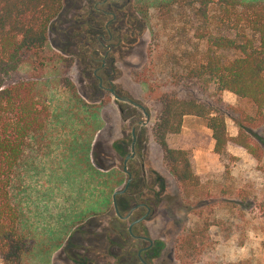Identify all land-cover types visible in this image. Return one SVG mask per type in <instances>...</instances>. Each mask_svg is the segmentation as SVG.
Masks as SVG:
<instances>
[{
    "label": "rangeland",
    "instance_id": "rangeland-1",
    "mask_svg": "<svg viewBox=\"0 0 264 264\" xmlns=\"http://www.w3.org/2000/svg\"><path fill=\"white\" fill-rule=\"evenodd\" d=\"M95 1L64 0L49 28L42 65L38 70L30 63L20 66L23 78L36 80L49 111L44 136L27 150L16 179L24 224L41 239L40 248L27 257L28 264H135L137 249L147 244L127 230L144 210L121 221L113 206L112 193L121 188L114 175L121 168L107 167L111 162L118 165L122 155L113 145L143 112L121 105L97 87L89 52L96 35L103 32L96 25L107 17L88 16ZM165 1L169 0H130L134 18L118 28L124 45L116 56L113 81L150 115L139 127L141 140L131 164L128 198L152 204L153 214L137 227L143 233H132L152 240L145 253L150 264H264V110L230 91L221 93L226 103L252 118L249 133L252 144L259 146V158L234 142L220 157L206 121L185 116L180 132L169 135L166 144L187 153L194 175L189 184L177 183L151 134L154 96L164 87L156 80L151 94L136 79L137 72L147 68L164 74L166 55L179 56L182 49L195 60V38L185 46L183 36L203 33L200 16L192 9L181 5L173 15L163 6ZM127 8L123 3L122 10ZM113 27L111 32L117 33ZM120 106L126 120L120 118ZM101 115L108 126L99 138L98 129L104 126ZM108 128L114 130L112 137ZM226 130L230 136L238 134L231 118H226ZM116 199L119 213L126 214L131 203L119 204ZM187 233L191 241L184 243ZM178 239L182 244L177 247Z\"/></svg>",
    "mask_w": 264,
    "mask_h": 264
},
{
    "label": "trees",
    "instance_id": "trees-1",
    "mask_svg": "<svg viewBox=\"0 0 264 264\" xmlns=\"http://www.w3.org/2000/svg\"><path fill=\"white\" fill-rule=\"evenodd\" d=\"M63 5L64 0H0L2 264H28L27 257L41 246L39 233L24 224L22 207L16 200L19 192L16 179L20 178L27 150H33L32 144L44 134L49 111L38 94L36 80L23 78L19 71L24 63L37 70L42 65L49 28ZM181 5L200 16L201 36H183L185 46L195 38L197 58L192 60L193 54L183 49L179 56L168 53L164 60L168 69L164 74L141 68L136 79L146 84L151 94L156 80L164 87L154 96L151 134L177 183L189 184L194 175L187 153L170 149L166 144L169 135L180 132L185 116H198L206 121L215 142L214 151L220 157L229 142L257 158L260 156L259 146L252 144L250 138L248 126H254L252 118L226 103L221 93L230 91L256 109L264 110V0H169L163 4L173 15ZM227 52L231 56L226 57ZM226 118H231L238 127L236 136L227 133ZM114 176L118 180L116 186L122 188L126 177L123 170ZM116 219L121 220L117 215ZM190 237L185 234L183 242L189 243ZM176 244L178 247L182 243L178 239Z\"/></svg>",
    "mask_w": 264,
    "mask_h": 264
},
{
    "label": "flooded vegetation",
    "instance_id": "flooded-vegetation-1",
    "mask_svg": "<svg viewBox=\"0 0 264 264\" xmlns=\"http://www.w3.org/2000/svg\"><path fill=\"white\" fill-rule=\"evenodd\" d=\"M121 1L122 0H96L91 5L90 10L88 11V16H92V15L96 14L97 17L106 16L107 19L103 22V24H97L96 25L97 29L102 28L103 32H100L99 34L96 35L95 45L93 47H91L89 55H90L91 61L94 64V74L97 78V83H96L97 87H99L104 93L111 94L115 98V100L118 103H120L121 105L124 104V105L130 106L133 109H140L137 106H134L133 104H131L130 102H128L126 100H120V99L116 98L112 94V92L110 91V89H112L113 92L117 96H119L121 98H127V99L132 100L129 96H127L122 91H120L118 89V87L116 86L115 82L113 81L114 71H115L114 64L116 62V56L122 54V49H123V45H124L122 43V36L120 33H118L119 32L118 28L119 27L121 28L123 26H124L123 28H125V25H128L129 21L134 18L133 17L134 16V10H132L133 7H132V4L130 3V0H123V2H121ZM123 3L128 4L127 10H122L123 9ZM112 25H114V27L112 28L114 31L118 30L117 33L113 34L111 32L110 26H112ZM97 73H100V75H98ZM132 101H134V100H132ZM134 102H136V101H134ZM136 103H138V102H136ZM119 110H120L119 115L121 118V115L124 111H123V108L121 106L119 107ZM101 119L104 121V126L98 130V133H100L99 138L102 137L103 131L108 126L105 117L101 115ZM124 119L121 118V120H124ZM149 119H150V115L147 119L146 116L144 115V113L140 117L134 119V121L131 123L129 132H127V134L126 133L124 134V130H123V133H122L123 138L121 140L119 139V141H116L113 145L114 146L113 147L114 149L112 148L113 150L122 153V155L119 157L120 163L117 165V164L111 162L107 168L110 169V168H114V167L118 166V168H121L123 170V167L125 165L128 173H129L128 174V173L123 171L125 176H126L125 177V183H126L129 175L131 176L130 183L133 179V169L131 168V164L137 158L136 146L138 145V143H140V140H141V138H140L141 136L139 135V127H143L144 125H146L148 123ZM139 121H141V123L136 125V127L134 129V133H132V127L135 125L136 122H139ZM108 129H109L108 135L110 137H112L114 135V130H113V128H108ZM97 137H98V135H97ZM96 141H97V138H96L95 142ZM127 156H128V158H127ZM143 166H144V163L141 164V167H143ZM125 183H124V185H125ZM130 183H129V185H130ZM129 185L123 193L118 194L117 196L119 197L118 198L119 204H122V201L124 202V200L125 201L127 200V202L131 203L130 207L127 210L126 214H124V215L120 214V216L117 214L116 215L121 220L124 221V220H127L128 217L132 213L137 212L138 210H144L143 214L139 215L136 218H133L128 224V227H129V225L132 222L142 218L141 220H139L138 222L133 224L132 230H134V231L137 230V231L143 233L144 229L142 228L141 230H139V228H137V227L142 226V222L145 221L146 219H148L149 216H151L153 214L152 213L153 212L152 204L145 202V201H139V202H135V203L133 201L131 202V200L128 198V196H129V193H128ZM130 211H131V213L128 215V213ZM128 227H127V230H128ZM134 235H135L134 239L136 241H144L147 243L146 245H141L137 249L135 264H150L148 262V259L146 258L145 253L149 252V250L152 246V240H150L148 237L141 235V234H134ZM145 238H147V239H145Z\"/></svg>",
    "mask_w": 264,
    "mask_h": 264
},
{
    "label": "water",
    "instance_id": "water-1",
    "mask_svg": "<svg viewBox=\"0 0 264 264\" xmlns=\"http://www.w3.org/2000/svg\"><path fill=\"white\" fill-rule=\"evenodd\" d=\"M110 91L112 92V94H113L116 98H118V99H120V100H126V101L130 102L131 104H133L134 106H137L138 108H140V109L143 111V113H144V115L146 116V118L148 119V117H149V113L145 110V108H144L141 104L136 103V102H134V101H132V100H130V99H127V98H121V97L117 96V95L113 92L112 89H110ZM139 123H141V121L136 122L135 125L132 127V133H134V129H135L136 125L139 124ZM127 158H128V156H127ZM127 158H126V159H127ZM123 171L126 172V173H128V171H127L125 165H124V167H123ZM128 174H129V173H128ZM130 180H131V176L129 175L128 178H127V181H126V183H125V185H124V187H123V188H120V189H117V190H115V191L112 193L113 206H114V209H115L116 214L119 215V216H120V213H119L118 206H117V199H116V196H117L118 194L123 193V192L127 189L128 185H129V183H130ZM130 213H131V211L128 213V215H129ZM141 219H142V218H140V219H138V220H135V221L132 222V223L129 225V227H128V231H129V233H130L133 237H135V235L132 233V226H133L134 223L138 222V221L141 220ZM145 239H147V238H145Z\"/></svg>",
    "mask_w": 264,
    "mask_h": 264
}]
</instances>
